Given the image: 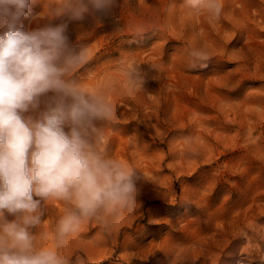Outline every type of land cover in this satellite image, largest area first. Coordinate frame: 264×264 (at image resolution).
<instances>
[{"label":"rangeland","instance_id":"1","mask_svg":"<svg viewBox=\"0 0 264 264\" xmlns=\"http://www.w3.org/2000/svg\"><path fill=\"white\" fill-rule=\"evenodd\" d=\"M67 4L35 0L24 24L70 21ZM222 5L210 19L184 0H117L106 20L70 21L86 59L67 78L114 106L96 147L141 176V196L69 236V264H264V0ZM193 49L207 67H190ZM69 207L42 205L38 244L53 247Z\"/></svg>","mask_w":264,"mask_h":264},{"label":"clouds","instance_id":"2","mask_svg":"<svg viewBox=\"0 0 264 264\" xmlns=\"http://www.w3.org/2000/svg\"><path fill=\"white\" fill-rule=\"evenodd\" d=\"M34 3L0 0V264H69L62 255L67 238L102 211L132 208L141 196V176L96 147L104 136L100 122L114 118V106L104 94L67 78L86 59L72 46L70 21L94 14L106 20L117 0H68L70 21L32 28L24 21L39 19ZM184 5L210 19H218L223 8L222 0ZM188 55L191 68L207 67L206 51ZM30 112L36 115H25ZM49 201L70 205L51 248L38 244L33 232ZM47 238V232L39 234Z\"/></svg>","mask_w":264,"mask_h":264}]
</instances>
